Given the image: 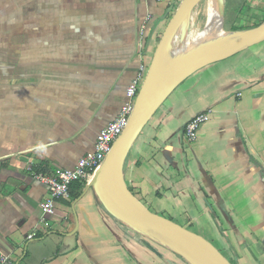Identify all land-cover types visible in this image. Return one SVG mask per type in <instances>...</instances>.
I'll return each instance as SVG.
<instances>
[{"label": "crops", "instance_id": "obj_1", "mask_svg": "<svg viewBox=\"0 0 264 264\" xmlns=\"http://www.w3.org/2000/svg\"><path fill=\"white\" fill-rule=\"evenodd\" d=\"M247 1L249 17L235 20L242 32L264 23V0ZM181 2L0 0V249L14 264H187L124 229L90 182L74 184L43 222L47 190L35 179L94 151L129 102L141 64L151 63L153 24ZM212 14L210 6L213 25ZM205 114L189 143L186 125ZM123 175L142 204L232 264H264V42L185 81L129 151Z\"/></svg>", "mask_w": 264, "mask_h": 264}, {"label": "water", "instance_id": "obj_2", "mask_svg": "<svg viewBox=\"0 0 264 264\" xmlns=\"http://www.w3.org/2000/svg\"><path fill=\"white\" fill-rule=\"evenodd\" d=\"M204 1L182 0L177 9L171 7L153 24L147 48L151 46L160 25L167 22L155 46L128 125L95 172L88 189H93L103 208L116 221L170 249L188 264H232L205 238L151 213L132 194L123 175V165L129 151L156 113L185 81L211 65L226 61L264 42L263 23L252 30L232 33L223 42L200 47L186 56L176 59L171 57V49L179 32L188 26L194 11ZM143 244L157 252L147 241Z\"/></svg>", "mask_w": 264, "mask_h": 264}, {"label": "built area", "instance_id": "obj_3", "mask_svg": "<svg viewBox=\"0 0 264 264\" xmlns=\"http://www.w3.org/2000/svg\"><path fill=\"white\" fill-rule=\"evenodd\" d=\"M163 1L164 0H156L157 3ZM142 35H144V32ZM140 48L143 49L144 45L141 44ZM149 66V64H141L139 75L128 89L129 102L124 106L120 115L99 133L93 152L82 157L78 165L73 169L58 170L56 173L49 175L35 174V179L44 184L47 190V198L42 204L43 222L57 215L56 205L59 201L70 200L71 187L74 184L85 185L91 182L95 172L104 163L113 144L122 135L128 125L140 90V85L147 75ZM208 118V114L200 115L186 125L184 137L189 143H195L198 140L200 128L208 121ZM35 238H37V233H33L29 236V240ZM0 264H14L11 257L5 254L1 249Z\"/></svg>", "mask_w": 264, "mask_h": 264}, {"label": "rangeland", "instance_id": "obj_4", "mask_svg": "<svg viewBox=\"0 0 264 264\" xmlns=\"http://www.w3.org/2000/svg\"><path fill=\"white\" fill-rule=\"evenodd\" d=\"M243 2H244V0H207V1H205L193 13V16L196 18V21H192V19H191V21L189 22L186 29L177 37L178 40L174 42L172 49L177 48L179 45L182 44L183 45V53L188 54L193 49L198 47L199 44H201V40H202V42H204L206 40H210V42H213V43L222 42L225 39L229 38V36H231L230 34L242 32V31H240V29H238V26L235 25V23H236L235 20L240 19L239 18L240 15H242L241 19H243V21L246 20L243 18V16L245 15V9H247L246 6H247V4H249V2H247V4L242 5ZM209 4L211 6V11L213 13L212 15L214 18L213 25L208 23L207 19L205 21V19L203 18V15H202L203 12L206 11ZM244 17H249V15L247 14ZM247 23H249V22L247 21ZM204 25H205L206 31L204 30V32H203ZM166 26H167V24H164L157 30V32L155 34V39H154V41H155L154 45L155 46L158 45L160 38H161ZM229 30H236V31L231 32ZM202 32H203V34H202ZM201 35H202V38H201ZM182 37H184L185 40H181ZM189 38H191V39H189ZM151 51L154 53L155 47H152ZM142 84L140 85V88H141ZM146 207L148 208V210L151 213L158 215L160 217H163L167 220H170V221L180 225L181 227H183L185 229L187 228V227H184L185 224H182L181 222H179L177 220H173L170 217H168L167 215L163 214L164 212H162V211L159 212V211H157L153 208H150L148 206H146ZM110 221H111V224L114 225L117 230L121 229L123 231V229L119 225L116 224L117 222H115L114 220H110ZM187 230L191 231L189 228H187ZM193 233H194V231H193ZM195 234H197V233H195ZM157 244H159V243H157Z\"/></svg>", "mask_w": 264, "mask_h": 264}, {"label": "bare ground", "instance_id": "obj_5", "mask_svg": "<svg viewBox=\"0 0 264 264\" xmlns=\"http://www.w3.org/2000/svg\"><path fill=\"white\" fill-rule=\"evenodd\" d=\"M205 1H207V0H205ZM204 1V2H205ZM203 2V3H204ZM210 7V4L208 5V7H207V9H206V11H204L203 12V18L205 19V14L207 13V10H208V8ZM196 14V13H195ZM197 15V14H196ZM192 21H196V18L193 16L192 17ZM206 21V20H205ZM186 28L184 27V28H182V30L179 32V34H178V36L185 30ZM193 30V29H192ZM204 30L206 31V28H205V25H204V29H203V32H204ZM203 32H202V34H203ZM192 33V32H191ZM177 36V37H178ZM195 36V35H194ZM201 38H202V35H201ZM189 39H191V38H189ZM178 39H176L175 41H177ZM181 41V40H180ZM223 42V41H222ZM218 43H221V42H215V43H213V42H210V40H206V41H204V42H202V40H201V44H199L198 45V47H196L195 49H193L191 52H194L196 49H198V48H200V47H203V46H208V45H211V44H218ZM185 45V44H184ZM185 48V47H184ZM188 51V50H187ZM190 52V53H191ZM188 53V52H187ZM171 57H173V58H180V57H182V56H186V55H188V54H184L183 53V45L181 44V45H179L177 48H173V49H171Z\"/></svg>", "mask_w": 264, "mask_h": 264}, {"label": "trees", "instance_id": "obj_6", "mask_svg": "<svg viewBox=\"0 0 264 264\" xmlns=\"http://www.w3.org/2000/svg\"><path fill=\"white\" fill-rule=\"evenodd\" d=\"M247 0L245 1L244 0V3L243 4H247ZM233 32H235V30L233 31ZM72 190V189H71ZM76 191H75V193L73 192V196H74V198H75V200L76 199H78L81 195H82V193H83V187H77L76 189H75ZM124 229H126L127 231H132V230H130V229H128V228H126V227H124L122 224H120ZM135 233V232H134ZM137 235L139 236V241L141 242V243H143L144 242V240L145 241H147L150 245H152L153 247H156V246H159V247H161V245H159V244H157V243H155V242H153L152 240H150V239H148V238H146L144 235H141V234H139V233H137ZM143 238V239H142ZM182 259V258H181ZM183 260V259H182ZM183 261H185V260H183ZM186 262V261H185ZM187 263V262H186ZM188 264V263H187Z\"/></svg>", "mask_w": 264, "mask_h": 264}]
</instances>
